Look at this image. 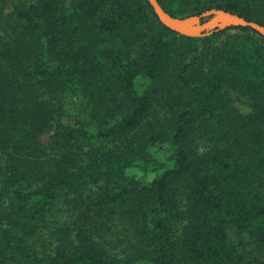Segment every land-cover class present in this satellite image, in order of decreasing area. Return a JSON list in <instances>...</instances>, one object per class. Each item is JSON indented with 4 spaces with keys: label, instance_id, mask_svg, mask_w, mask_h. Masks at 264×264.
I'll use <instances>...</instances> for the list:
<instances>
[{
    "label": "trees",
    "instance_id": "16d2710c",
    "mask_svg": "<svg viewBox=\"0 0 264 264\" xmlns=\"http://www.w3.org/2000/svg\"><path fill=\"white\" fill-rule=\"evenodd\" d=\"M157 1L264 26V0ZM0 264H264V36L0 0Z\"/></svg>",
    "mask_w": 264,
    "mask_h": 264
},
{
    "label": "water",
    "instance_id": "95a60500",
    "mask_svg": "<svg viewBox=\"0 0 264 264\" xmlns=\"http://www.w3.org/2000/svg\"><path fill=\"white\" fill-rule=\"evenodd\" d=\"M157 19L167 28L185 36H204L228 26L250 27L264 36V26L221 9L207 10L198 15L177 17L165 11L157 0H148ZM206 18L205 20H202Z\"/></svg>",
    "mask_w": 264,
    "mask_h": 264
}]
</instances>
